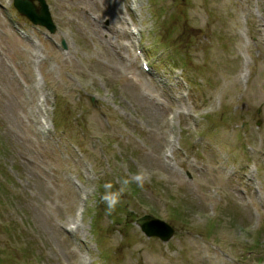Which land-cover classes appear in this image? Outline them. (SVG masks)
<instances>
[{"label": "rangeland", "instance_id": "rangeland-1", "mask_svg": "<svg viewBox=\"0 0 264 264\" xmlns=\"http://www.w3.org/2000/svg\"><path fill=\"white\" fill-rule=\"evenodd\" d=\"M47 2L0 0V264H264V0Z\"/></svg>", "mask_w": 264, "mask_h": 264}, {"label": "water", "instance_id": "water-1", "mask_svg": "<svg viewBox=\"0 0 264 264\" xmlns=\"http://www.w3.org/2000/svg\"><path fill=\"white\" fill-rule=\"evenodd\" d=\"M39 2V5H36L35 0H15V6L34 23L45 25L55 31L56 26L46 0H39ZM138 224L148 237H158L162 241L170 240L175 234V228L170 223L152 214L139 218Z\"/></svg>", "mask_w": 264, "mask_h": 264}, {"label": "clouds", "instance_id": "clouds-1", "mask_svg": "<svg viewBox=\"0 0 264 264\" xmlns=\"http://www.w3.org/2000/svg\"><path fill=\"white\" fill-rule=\"evenodd\" d=\"M147 179H149L147 170L139 168L135 173L119 179L117 181L119 184L118 188L112 182L104 183V194L101 200L106 205V214L110 215L116 210L117 205L121 201V197L129 190L132 184L142 188Z\"/></svg>", "mask_w": 264, "mask_h": 264}, {"label": "bare ground", "instance_id": "bare-ground-1", "mask_svg": "<svg viewBox=\"0 0 264 264\" xmlns=\"http://www.w3.org/2000/svg\"><path fill=\"white\" fill-rule=\"evenodd\" d=\"M72 229V228H71Z\"/></svg>", "mask_w": 264, "mask_h": 264}]
</instances>
